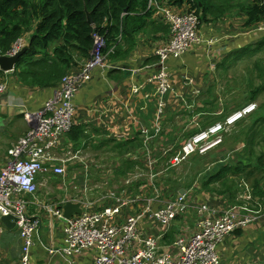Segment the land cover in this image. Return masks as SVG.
Here are the masks:
<instances>
[{"label": "built area", "instance_id": "2783aa9c", "mask_svg": "<svg viewBox=\"0 0 264 264\" xmlns=\"http://www.w3.org/2000/svg\"><path fill=\"white\" fill-rule=\"evenodd\" d=\"M196 13L194 8L188 10V7L182 12L169 9L163 11V19L169 25L170 39L167 43L157 46L153 52L156 57L154 63L156 70L149 81L154 85L153 96L156 97L154 122L151 127L136 122L139 125V137L143 147L140 148V154L144 168L146 166L147 169L146 172L144 168L137 169L130 178L125 179L124 185H129L133 179L138 180L144 176L153 188V196L143 192L131 195L126 193V189L122 192L110 191L104 195L108 206L97 212L83 211L69 219L63 218L62 205L65 201L61 202L60 207L53 204L45 205L46 212L65 222L64 244L60 247L49 246L47 248L49 256L72 255L85 249H93L94 264H220L219 245L223 237L237 229H245L262 218L261 204H254L253 213L246 214L236 205L227 208H213L207 204L189 205L187 197L179 193L173 198L163 200L162 206L156 209L151 207L155 199H159V190L153 184L159 176V172L155 171L159 159L172 155L168 165L176 167L195 152L206 154L221 143L223 132L253 112L256 107L254 103H248L243 108L227 114L221 120L223 122L218 120L199 128L174 151V144H169L170 142L167 147L161 146L159 150L154 146L155 142L162 138L161 120L167 108L166 98L172 87L167 60L179 58L203 42L211 45L214 41L213 38L202 39L198 31L199 17ZM260 29H264V26ZM24 44L25 40L20 38L7 54L15 53ZM105 48L106 44L102 38L97 37L90 58L61 78L59 85L45 99L40 109L23 114L28 129L8 149V159L0 168V232L1 217L11 215L17 218L16 225L23 239L21 264H30V246L34 241V233L37 234L40 227V219L27 213L28 201L22 195L34 196L41 183L40 177L42 179L50 175L63 176L66 173V163L71 159H78V151L61 156L57 154V148L61 139L75 124L74 94L91 78L96 67L108 65L106 56L113 48L104 52ZM131 71L136 73L138 69L133 68ZM187 81L193 83L192 78ZM185 83L183 82V85ZM6 88L7 82L0 79V93ZM140 88L133 85L132 92L138 94ZM199 94V89L191 90L188 99L192 102L189 104H186L185 100L183 102L186 108L192 110L195 105L194 98ZM145 97H148V94H145ZM239 186L242 187V184ZM250 191L248 186L244 195L245 201L251 199ZM83 201L81 204H91ZM139 204L145 206L137 212L134 208ZM191 208L195 210L198 218L194 229L185 234L184 228H181L179 230L181 234L172 243H166L167 248H161L158 242L170 229L171 223L178 215ZM124 210H131L132 213L124 215ZM146 215L162 227L157 235L146 232L140 225Z\"/></svg>", "mask_w": 264, "mask_h": 264}, {"label": "crops", "instance_id": "0c3cea01", "mask_svg": "<svg viewBox=\"0 0 264 264\" xmlns=\"http://www.w3.org/2000/svg\"><path fill=\"white\" fill-rule=\"evenodd\" d=\"M153 5L156 9L155 13L149 17L145 30L136 34L135 45L133 48L130 47L129 52L120 54L114 60L108 61V65L106 67H96L92 72L91 78L89 79L90 81H87L88 83L85 88H80L74 94L73 101L76 105L74 126L75 128H82L84 130V134L88 136L86 140H81L80 143L86 142V147H89L91 152H98L99 154L97 155V158L103 153H106L110 155L108 159L112 160L111 156H114L115 153L108 148L110 147V144L113 143L112 139H129L133 136L134 131L136 130V122L139 121L141 125L148 124L155 114L156 97L153 96L154 85L149 81V78L156 70V67L154 66L156 61V58L153 55L154 49L158 44L163 43V41L167 39L164 38L166 34H163L159 28L162 24L166 23L163 21V11L165 9L180 11L184 10L187 5L185 4L181 8L168 7L166 2H155ZM227 16L232 19V21L229 24L224 25V19ZM244 19L245 16L243 13L231 12L227 13L221 20L216 22H202V24L199 26L200 35L203 40H206L207 38H213L214 41H212V44L207 46L206 43L203 42L179 58L168 59V70L173 76H176L177 79L173 80L171 90L166 98V120L163 122V129L164 132L167 133V136L171 129H173H167V124L170 121H175L174 116L176 114L185 113V106L183 102L184 99H188L192 89V86L186 85V87L183 85V82H181L182 77L184 75L191 76L190 78H192L194 86L199 87L200 92L202 90L207 93L206 88H209V86L212 84L211 82L213 78V71H211L212 73H209L207 69L209 57L215 61L217 68V65L222 61L221 59L228 54V49L234 47L233 45L240 47L249 41L254 42L255 24L249 28H245L243 26ZM261 20H259V22ZM28 34L29 33L23 37L25 42L27 41ZM124 49L125 47H122L120 52H123ZM133 68H137L138 71L133 73L131 71ZM115 69H117V71H112ZM120 70L122 72L118 73ZM109 72L111 74H118L109 76ZM4 74L5 76H0V79L7 82L6 90L0 93V168L5 165L6 160L8 159V149L20 136L24 135L28 129V124L24 119L23 114L27 111L40 109L45 99L52 93V91L50 92L47 90V88L27 87L21 85V83L15 79L13 71L6 72ZM205 82H207L208 86L203 87ZM133 85L141 87L138 94H134L132 92ZM145 94H148V97H145ZM208 108L211 107L208 106ZM207 112H209V109ZM215 113L222 114L220 113V110H216L214 114ZM94 127L99 129L100 132H93ZM199 128L202 127L199 126L196 131L199 130ZM93 137L96 139V145L104 141L100 148L93 147ZM167 139L163 142H166L163 144L164 146L169 143V140L167 141ZM162 140L163 138L160 139V146H162ZM183 141L184 138L182 142ZM60 145L61 147L64 146L66 148L71 147V141L68 137V134H66L61 139ZM86 147L81 148L78 159H71L67 162L69 165L67 170L71 171V182L74 183L76 181L77 183H80V179H83L81 182L82 184L75 194L72 196L68 195L67 193L72 191L66 187L63 188L58 185L57 188L59 191L56 195V198H47L46 196H41L38 198V196L35 195H22V197L28 201L26 208L27 213L29 215L37 216L40 219L39 229L42 230V232L40 230V232L37 234L34 233L33 235L34 241L30 246L29 251L30 264H94L95 251L93 249H85L77 254L63 256L59 254L55 256H49L46 252V249L49 246L53 245L60 247L64 244L63 228L65 222L63 219H58L49 212H46L44 208L45 205L53 204L60 207L61 202L64 201L81 203V201L84 200L83 202L86 201L90 202L91 204H86L87 206L85 204H81L80 208L82 209V212H97L103 207L109 205L108 201H105L104 199V195L106 193L110 191L122 192L123 189H126V187L114 189V187H120L123 185L121 184L118 186L113 183V181L116 179L115 172L116 168H118V165L114 161L112 164L113 167L107 169L106 164L108 162L106 161L104 169H98L95 171L96 175H99L103 179V186L99 188V196L97 197L95 196V193H93V197H90L86 187L92 183L90 178L95 175V169L93 165L91 166V164H89L88 166L86 162L92 160L94 161V159L97 158L95 156H90V158H87L84 160V162H82V158H84V156L81 153L83 150H87ZM137 153V150H130L125 154V158L133 159L137 156ZM171 156L172 155H166L162 157L165 158L164 164L165 168L167 169L173 168L168 165V161ZM157 166L158 162L155 166V171L160 173L162 170L157 169ZM146 169L147 168L145 166V172ZM217 169L218 168L212 169L208 175L215 173ZM57 177L59 176L50 175L45 176L42 179L40 177L39 181L41 183H46L47 181L50 182V179ZM167 177L169 180L176 182V180L173 179L174 176L169 175ZM118 178L124 177L120 176ZM157 178L154 180L153 184L158 188L159 186L156 184ZM109 181L111 182L110 184ZM52 182H54V180H52ZM166 184L167 183H163L160 186L164 191L169 186ZM192 185L193 183L189 186L176 184V187H180H177V193H174V188L176 187L171 188V190H169V198H173L179 193V190H183V192L179 194H184L187 197L189 205L207 204L209 207L213 208H225L226 204H231L228 202L226 195H219L212 189H206L201 183L198 184L197 189L194 192H190L189 188ZM213 185L214 184L211 183L209 187H212ZM72 187L77 188L75 184L72 185ZM96 187H93V189ZM146 188L147 186L138 188L136 194L141 192L145 193L144 191ZM238 191L239 189L237 186V193ZM126 193L131 194L128 191H126ZM250 193L252 197V192L250 191ZM145 194L153 196V191L151 194ZM169 198H167V193L164 194V192L161 193L159 191V200L153 202L151 205L152 209L162 206L163 200H167ZM144 206L145 204H139L134 209L137 210V212H140ZM128 213H130V210L123 211L124 215ZM74 215L76 214H73V216ZM188 216L190 217V215ZM142 220H144V222H140V225L146 230V232L151 231L157 235L159 230L162 229V227L158 226L157 222L149 218L148 215H146V217H144ZM180 220L181 219L176 218L171 223V227H176L175 225H177V229L173 235L174 239L179 234H181L177 223ZM187 223L188 222L185 221L181 226L183 227L187 225ZM191 224L192 226L190 227H192L193 230L196 224V215ZM260 224L263 225L258 227V230L256 229V231L252 233L254 238L248 235L249 232H251L250 230H252V227L243 229L240 234H236L238 237L243 235L241 240H243L245 237H248L249 241L243 242L244 246H249L254 241L255 237H258L260 234L264 233V227H262L264 226V220H262ZM44 226L46 227V233L42 228ZM42 234L46 241L42 240ZM37 235L40 238H38ZM228 239L230 245H225L224 242L219 248L220 264H264V255L257 256L259 262L255 263V249L245 247L244 249L240 248V252H238V246L236 244L238 241L231 240L230 236L227 235V239H225V241ZM22 245L23 239L21 238L20 229L17 227L16 229L12 230L2 224L0 232V264H21L20 258ZM260 252L261 251H257V254Z\"/></svg>", "mask_w": 264, "mask_h": 264}, {"label": "trees", "instance_id": "16d2710c", "mask_svg": "<svg viewBox=\"0 0 264 264\" xmlns=\"http://www.w3.org/2000/svg\"><path fill=\"white\" fill-rule=\"evenodd\" d=\"M155 2H166L168 7L176 8H181L186 4L188 10L191 8L196 10L198 19L204 23L221 20L224 15L231 12L243 13L245 16L243 26L245 28L257 24L259 20L264 18L263 0H0V55H5L11 51L17 40L29 33L27 38L29 47L19 57L13 75L23 86L47 88L51 92L59 85L65 74L78 68L80 64L90 58L97 37L102 38L106 44L104 52H107L111 47L113 48L106 56L107 62L114 60L120 54L129 52V48H133L135 45L136 34L145 30L149 17L155 13L156 9L153 5ZM87 14L92 20L91 24L87 22ZM163 21L165 22V19ZM159 28L163 34H166L164 38L167 39L157 46L167 43L170 39L169 25L164 23ZM122 47L125 49L120 52ZM237 51L240 54L234 56L227 54L229 56L226 55L217 65V68L226 71L231 64L236 65L242 61L244 56H246L245 59L252 60L257 53L264 54V35L252 43L237 47ZM252 64L256 71L255 75L261 82L250 89L245 105L256 100L257 95L264 91V63L261 64L258 59H255ZM112 71H117V69ZM121 72V70L118 71V73ZM116 74L108 73L109 76ZM3 75L5 76L4 72L0 70V76ZM211 83L213 84L206 89L209 95L202 99L199 104L196 103L198 106L195 107L193 113L201 114L208 111V106H216L217 97L213 92L218 80L214 74ZM249 86H251V82ZM191 102L190 100L189 103ZM193 102L195 104V100ZM240 104L237 102L234 109L238 110L245 106ZM190 111L185 106V112L190 113ZM214 112H208L213 116L208 114L201 122V126L204 127L219 119L222 120L229 114L226 113L223 116L214 114ZM154 116L155 114L153 118ZM165 117L164 113L161 120L162 125L166 120ZM251 117L252 123L250 125L240 127L243 135V154H238V159L235 162H232L234 160L228 161L220 166L215 173L205 175L202 181V186L206 189H212L219 195H226L231 204L235 201L236 190L233 191L235 182L233 183V180L230 181V179L235 181V179L242 177L241 173H244L247 180L249 179L247 173L250 174L254 170L264 171V147L259 151L254 149L257 144V135L261 134V138H264V102L256 105ZM153 118L150 123L147 122L148 124L144 126L151 127L154 122ZM138 124L141 125L140 122ZM139 125L136 126L132 137L123 140H114L113 138V143L108 147L115 153V163L118 165L115 172L116 178L120 176L127 178L128 173L132 174L137 169L144 168L140 154V148L143 147L139 137ZM196 129L187 132L184 140L192 136ZM93 132L99 133L100 130L94 127ZM171 133L173 134V129L168 136L163 129L161 133L162 145L166 143L163 142L167 138V141L172 139ZM68 137L71 141V148L74 150L87 146L86 142L80 143L81 140H86L88 137L80 127L75 128L73 125ZM95 140L93 137V147L95 148H100L104 143L103 141L96 145ZM130 150L138 151L137 156L133 159L125 158V154ZM246 168L250 170L245 172ZM163 183H167L169 186L164 191L160 187L161 184H158V190L161 193H167V198H169V190L176 187L177 182L166 178L163 179ZM211 183H218L219 187L210 188ZM145 186L153 190L144 177L131 182L129 185H123L131 194L137 193L138 188ZM177 187L174 188V193H177ZM251 192L255 204L264 205V201H261L264 199L263 175L252 178ZM183 215L184 213L176 218L181 219ZM175 226L170 227V230L161 238L160 241L163 244L173 242V235L177 229V225ZM242 230L237 229L232 233L240 234ZM260 236L264 238V233Z\"/></svg>", "mask_w": 264, "mask_h": 264}, {"label": "rangeland", "instance_id": "374dc122", "mask_svg": "<svg viewBox=\"0 0 264 264\" xmlns=\"http://www.w3.org/2000/svg\"><path fill=\"white\" fill-rule=\"evenodd\" d=\"M182 11H179V12H182ZM227 17L224 19V25L229 24L232 21V19H230L229 17L227 18ZM262 20L258 24H255V41H256V39H258L262 35H264V34H260V32H264V29H260V27L264 26V19H262ZM201 24H202V22L199 20L198 31L200 30L199 26ZM199 34H200V32H199ZM249 42H253V41H249ZM249 42H247V43H249ZM206 45L210 46L208 44H206ZM233 46H234L233 48L228 49V54H230L232 56H234L236 54H240L238 51L236 52L237 47L235 45H233ZM227 56H229V55H227ZM245 58H246V56H244L242 58V61L238 62L236 65L231 64L226 69V71H224L223 69L216 68L215 61H213L212 58L209 57L208 63H207V69H208L209 73L211 71H213V74L216 75L217 80H218L217 86L215 85L214 92H213V94H215V96L217 97L216 103H215L216 106H214V107L209 106V107H211V108H208L210 113H211V111L220 110V113H222L221 115L224 116L226 113H229L232 110H235L234 108H236L235 106H236L237 102H240L241 103L240 105H243V104L245 105L246 104V98L248 96L250 89L254 88L255 85H257L261 82L259 80V78H257L255 75L256 71L253 69L252 63L254 62L255 59H258L261 64L264 63V54L257 53L256 56H254L252 60L245 59ZM170 76H171V81H172L171 86H172L173 80L177 79V77L173 76L171 74V72H170ZM190 77L191 76L184 75L181 79V82H184V83L188 82L187 80ZM88 82H86L80 88H82V87L85 88V86L87 85ZM250 82H251V86H249ZM209 84H210V82H209ZM186 85L192 86L191 90L199 89V87L194 86V82L193 83H189V82L185 83V86ZM206 86H208L207 82L204 83L203 87H206ZM201 92L198 95V97L194 98L195 99V105L191 108L192 110L190 111V113L185 112V113L176 114L174 116L175 121H170L166 126L167 129L173 128V135L174 136L169 141L170 142L169 144H174L173 151L180 146L183 138L186 136L185 134L189 130H191L193 128H198L199 125L201 126V122L209 114L207 111H205L201 114L193 113L195 107L198 106V105H196V103H199L202 100V98L209 95L208 93H205V91L201 90ZM184 100L187 102L186 104H189L190 99H187V100L184 99ZM261 102H264V91L259 93L257 95L256 100H254L251 103H254L255 105H257V104H260ZM191 113H193V115H191ZM251 114H252V112L250 114L246 115L245 117L241 118L240 120H238L230 129L223 132L221 143L219 145H217L215 148H213L212 150L208 151L206 154L201 155V154L195 152V153L191 154L186 160H184L180 165L173 167V168H168V169L165 168V164H164L165 158L159 159L158 166L156 168L159 170H162V171L159 173L158 178L156 177L157 178L156 184L157 185L163 184V179L168 178L167 176L170 175V176H174L173 179L176 180L177 185H188L189 186L193 183V185L189 188V190H190V192H194L197 189L198 184L199 183L202 184V181L204 180V176L208 175L212 169L219 168L224 163L226 164L228 161L234 160L232 162H235L238 159L237 155L243 154V150H244V148L242 149V147H243V139H242L243 135L241 134L240 127L243 125H250L252 123ZM209 115H211V114H209ZM211 116H213V115H211ZM219 122H223V121H221L219 119ZM201 127L203 128V126H201ZM256 127H258V126H256ZM257 136H258L257 144L254 147V149L256 151H259L260 149H263V147H264V138L263 139L261 138V136H262L261 134L257 135ZM160 143H161L160 140L155 142L154 146L156 147V149L161 148ZM162 147L165 148V147H167V145L166 146L162 145ZM86 148H87V150H83L81 153L84 156V158H82L83 159L82 162H84V160H86L87 158H90V156H92V157L95 156L97 158V155L99 154L98 152L97 153L94 151L91 152L89 147H86ZM73 151H78V155H80L81 147L74 150L71 147L66 148L64 146L61 147V145H60L59 148H57V154L61 155V156H63V155L65 156V153L73 152ZM109 156H110L109 154L103 153L100 157H98L97 159H94V161L92 160V161L86 162L88 164V166H89V164H91V166L93 165L94 169H95L94 170L95 175H93V177L90 178L92 183L86 187L91 198L93 197V193H95V196L98 197L99 191H100L99 188L103 186L102 177H100L99 175H96L95 171H97L98 169H104L106 161L108 162L106 164V168L110 169L111 167H113V165H112L113 162L116 161L115 155L111 156L112 160L108 159ZM158 156H159V154L157 153V157ZM68 166L69 165L66 163L65 175L59 176V177L54 178V179L52 178V179H50L51 180L50 182L47 181L46 183H40L39 188L35 192L34 195L38 196V198H40L41 196H46L47 198H56V195L58 194V191H59V189L57 188L58 185L63 187V188L66 187V188L70 189L72 192H68L67 193L68 195L72 196L73 194H75L76 191L78 190V188L80 187V185L82 184L81 182L83 181V179H80V181H81L80 183H77L76 181L74 183H72L71 182L72 176L70 175L71 171L67 170ZM248 170H250V169L246 168L245 172H247ZM240 175H242V177L235 179V181H234V179H230V181L233 180V183L235 182V185L233 186L234 187L233 191L236 190V195H235L234 203L226 204V208L236 205V206H240L244 213L252 214L253 213L252 211L254 210L253 205L255 204V199L252 195V197L249 201H245L244 195L246 194V189L248 188V186H251V184H252V178L253 177H259L260 175L264 176V171L254 170L250 174L247 173L246 175L249 178L247 180L245 179L244 173H241ZM130 176H131V174H128V178H130ZM143 177L144 176L139 177V178H143ZM144 178H146V177H144ZM125 179L126 178H116L113 181V183L115 185H118V186L121 184L124 185ZM52 180H54V182H52ZM136 180L137 179H133L132 181L134 182ZM74 184L77 186V188L72 187V185H74ZM240 184H242V187L239 186ZM123 185L120 187H114V189L123 188ZM149 185L152 188L151 184H149ZM236 185L238 186V189H239L238 193H237ZM96 186H98V187H96ZM213 186L219 187V184L215 183ZM93 187H96V188L93 189ZM212 187H210V188H212ZM189 190H188V192H189ZM144 192L147 194H151L152 190H150L147 187ZM155 200L158 201L159 199H155ZM230 200H232V199L230 198ZM261 201H264V199H262ZM193 205H196V204H193ZM255 208H256V206H255ZM130 213H132L131 210H130ZM188 215H190V217ZM195 215H196L195 210L192 208L189 209L188 211H186L184 213V215L181 216V220L177 222L178 226H179V230L181 228H184V232H186L185 234L190 233L192 230V227H190V226H192L191 222L194 219ZM255 215H256V212H255ZM261 216H262V218H264V207L261 208ZM262 218L258 222L252 223L248 226V227H252V230H250L251 232H249V234H248V235H250V237L254 238V235L252 233L255 232L258 227H261V225H263V224H260V222H262V220H264ZM196 220H198V218H196ZM185 221L188 223H187V225L182 227L181 225H183V223ZM248 227H246V228H248ZM262 227H264V226H262ZM42 228L44 229V231L46 233V227L44 226ZM40 230L41 229H39L38 232H40ZM41 232H42V230H41ZM150 232L151 231H149L148 233H150ZM152 234L156 235V233H152ZM229 236H230L231 240L238 241V242H236V244L238 246V252H240V248L244 249L245 247L250 248V249H255V252H256L255 253V263L259 262V259L257 256L264 255V238L263 237H261V236L255 237L254 241L249 246L248 245L244 246L243 242L249 241L248 237H245V238H243V240H241L243 235L238 237L236 234L232 233ZM38 238H40V237L38 236ZM225 239H227V236L223 237L220 245L225 242V245L229 246L230 245V242H228L229 239L227 241H225ZM42 240L46 241L43 234H42ZM37 242H38V240H37ZM160 242H158V245L161 248H167V247H165L167 245L163 244L162 242L160 243ZM220 245H219V248H220ZM234 249H236V248H234ZM257 251H261V252L259 254H257ZM46 252H47V249H46ZM219 256H220V252H219Z\"/></svg>", "mask_w": 264, "mask_h": 264}, {"label": "water", "instance_id": "95a60500", "mask_svg": "<svg viewBox=\"0 0 264 264\" xmlns=\"http://www.w3.org/2000/svg\"><path fill=\"white\" fill-rule=\"evenodd\" d=\"M87 22L89 24L92 23L89 14H87ZM28 47L29 43L26 41L25 44L15 53L0 55V70L4 73L13 71L19 57L27 51ZM182 192L183 190H179V193ZM80 205V202L65 201L62 206L63 218L69 219L73 216V214H80L82 212ZM16 220L17 218L11 215L1 217L2 224L12 230L17 228Z\"/></svg>", "mask_w": 264, "mask_h": 264}, {"label": "clouds", "instance_id": "9594fccd", "mask_svg": "<svg viewBox=\"0 0 264 264\" xmlns=\"http://www.w3.org/2000/svg\"><path fill=\"white\" fill-rule=\"evenodd\" d=\"M187 7H188V6H187ZM187 7H186V8H187ZM198 17H199V16H198Z\"/></svg>", "mask_w": 264, "mask_h": 264}]
</instances>
